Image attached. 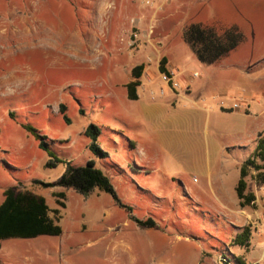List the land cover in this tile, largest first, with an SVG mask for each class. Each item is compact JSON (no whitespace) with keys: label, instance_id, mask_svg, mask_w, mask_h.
Wrapping results in <instances>:
<instances>
[{"label":"rangeland","instance_id":"obj_1","mask_svg":"<svg viewBox=\"0 0 264 264\" xmlns=\"http://www.w3.org/2000/svg\"><path fill=\"white\" fill-rule=\"evenodd\" d=\"M197 16L248 27V44L211 66L218 112L208 120L206 113L191 115L207 103L170 100L163 76L151 81L149 72L140 99L129 100L117 79L153 61L147 53L134 54L137 35L153 28L152 36L172 33L179 43ZM181 45L187 52L178 53L180 60L189 55L192 68L208 67L188 43ZM254 93L261 104L245 98ZM262 106L264 0H0V193L18 186L46 197L51 208H60L63 228L59 235L4 239L0 264H237V257L264 264V184L249 178L257 200L244 208L237 196L219 199L187 189L207 178L198 162L201 146L217 145L218 153L238 157ZM137 110L157 113L147 120L158 144H144L134 154L123 116ZM176 111L179 117L172 116ZM90 123L104 126L98 143L109 157L91 151L84 134ZM25 124L47 136L55 154L74 166L94 160L131 210L97 187L88 195L70 187L60 198L67 206L59 205L53 187L34 181L57 183L67 163L48 166V152ZM228 168L239 177L238 166ZM247 225L253 230L250 246L235 245L233 238Z\"/></svg>","mask_w":264,"mask_h":264},{"label":"trees","instance_id":"obj_2","mask_svg":"<svg viewBox=\"0 0 264 264\" xmlns=\"http://www.w3.org/2000/svg\"><path fill=\"white\" fill-rule=\"evenodd\" d=\"M184 40L191 46L198 59L204 63L212 64L221 58L227 56L232 50L237 48L245 39L244 33L238 26H231L223 30H217L214 26L205 25L200 22L189 24L184 30ZM166 58L160 62L162 73H168L166 67ZM144 65H137L132 69L135 79L128 84L129 97L138 98L137 88L141 85L140 77L142 76ZM66 107L61 105V112L65 114ZM65 118L68 120L66 114ZM24 127L31 132L39 141L40 147L46 150L50 156L48 166H56L59 162L67 163V170L61 176L57 183L43 182L35 180L37 184L46 187L59 185L65 188L73 187L80 193L88 195L94 188H99L113 195V197L123 207L131 210V207L124 205L117 194L109 175L98 167L94 160H89L86 165L74 166L70 161L58 157L51 149L47 136L42 135L30 124ZM101 127L95 123H90L86 130L91 140L90 149L99 157H108L109 153L104 150L98 143L101 135ZM258 184H264V132L259 135L257 146L250 157H248L240 166V178L237 183V196L239 205L244 208L256 204L257 195L250 188V179ZM5 199L0 204V246L2 240L11 237L32 238L39 235H59L63 232L60 221V210H52L46 198L32 190L24 187L10 186L4 191ZM55 196L59 197L58 204L62 207L66 203L60 198H65V192H56ZM54 212L52 215L51 213ZM140 224L153 225L154 221L135 219ZM252 227L245 226L238 231L233 238L235 245L240 247L250 246L252 238ZM237 264H244L240 257H237Z\"/></svg>","mask_w":264,"mask_h":264},{"label":"crops","instance_id":"obj_3","mask_svg":"<svg viewBox=\"0 0 264 264\" xmlns=\"http://www.w3.org/2000/svg\"><path fill=\"white\" fill-rule=\"evenodd\" d=\"M188 22H201L205 25L214 26L221 30L236 25L246 35L245 42L240 44L237 48L238 49L243 48L249 42L248 27L241 21L222 23V22H218L217 20L211 17L203 18L201 16H197L193 19H190ZM153 33L154 31L151 32V31L144 30L142 34L137 35L138 41L140 40L141 41H140L139 48L136 51H134V54L137 55L140 53L141 54L147 53L150 59L153 60L150 62L142 61L132 66V69H133L137 65H141V64L144 65V70H143L142 76L140 77L141 85L137 88L138 98L131 99L129 97L128 84L135 79L132 69L128 77L124 79L122 78L117 79V83H116L117 87H120V86L122 87L123 91L125 92L129 100L131 101L139 100L141 97L140 89L144 87L145 76L149 72L150 73L149 79L151 81L153 80L152 79L153 77L157 78L158 76H163L160 70V62L162 58H166L167 62L165 65L167 69L169 71H174L176 73V79L180 83V86L176 89L171 88L167 84L165 85L166 87L163 90H165V93L167 91L168 93L167 96H169V99L172 101H178L179 99H182V98H186V99L191 98V97H194L196 99L200 98L202 101H204V103H207V104L200 106V109L198 111L192 112L190 114L194 115L198 113L203 116L206 113V117L208 120V116L212 112H218L214 106L216 104L215 99H218L220 96L218 94V86H216L217 83L213 79L212 71H210V69L216 65L217 61L210 65L207 64L208 67L206 66L204 67L206 69L205 72H204L205 69L204 70L202 69V71L198 69H194L189 65V58H190L189 55L184 56L185 57L184 60H180V57L178 56V53L180 51H183L184 53L185 51L187 52V48L184 47L183 45H181L180 47L176 46L177 44H182V42H186L183 38L182 33L178 36V39H180L178 40L179 43L177 42V37L174 38L172 33H168L165 35L158 33V36L156 34L152 36ZM122 38L123 40H125V37H122ZM230 55L225 56L223 58H227ZM151 62L156 63V66H155L156 71H154L153 69L151 70V66H152ZM147 88L146 89L149 90V85H147ZM213 88H215L216 90H214ZM208 89H213V90L209 91ZM245 98L246 99L248 98V100L252 98H256L257 103L261 104L262 102V97L260 95L258 96L255 93L252 96L248 95ZM220 104L222 105L221 102ZM262 107L263 108L259 114V117L256 118L255 129L251 130L249 134L251 135V137H250L248 146L247 145L240 146V148L244 147L242 149H246V151L242 152V154L239 155L238 157L237 156L235 157L234 155L228 156L226 154L223 155L222 153H218L220 149L217 145L211 146L210 144L209 146L207 145L204 148H202L201 146L200 148L201 154L198 156V162L202 163L203 167H205L206 171L205 170L204 171H205V174H207L206 175L207 178L202 179L201 183L197 186V188H195L194 186H188L187 189L190 192H195L196 190L198 191V194L197 192L195 194L200 196L199 191H201L203 192L204 195H212V197L219 198V199H230L231 197L234 198L235 196H237L236 187H237V183L240 178V166L242 162H244L248 157L252 155V153L254 152L257 146L259 135L262 132H264V106ZM222 108L224 111L225 108L224 107ZM151 113H154L153 117L155 118L157 117L156 116L157 113H155L154 111L151 112V111H146V110H137V111H131V112L129 111L126 113V115L123 116V121L127 127V130H126L127 134L133 135V136H130L131 138L129 139V143H130L131 148L134 149V154L138 149H142L144 144L149 145V147L151 148L152 147L155 148L154 144L156 145L158 144L157 135L155 134L153 129L148 125L147 118ZM180 115H181V111H176L172 113V116H175V117H179ZM205 122L207 123V121ZM100 127L102 130V127L104 126L101 125ZM86 128L87 127H85L84 129V133H85ZM230 130L231 129H229V131L225 130V132H228L230 134L232 133V130L231 131ZM131 132L133 134H131ZM211 151L213 152V155H211ZM138 158H135V159H137V161L139 162L143 161L144 159V157H142L141 160ZM231 166L239 167V177L238 178L234 170H232L234 173L230 174L228 167H231ZM260 185H263V184H260ZM52 187H53L52 195L56 197L57 202H58V197L55 196L56 192L63 191L65 192L66 197H67L66 190H68V188L58 186V185H54ZM4 190H2L0 193V204L5 199ZM61 200L66 203V200H63V199ZM222 203H225V202L223 201ZM66 206H67V203H66ZM57 208L60 210L59 207ZM51 209L54 210L56 208H51ZM51 214L53 215L54 212H52ZM59 215L61 218V210H60ZM4 242H8V241L2 240L0 247L3 246Z\"/></svg>","mask_w":264,"mask_h":264},{"label":"built area","instance_id":"obj_4","mask_svg":"<svg viewBox=\"0 0 264 264\" xmlns=\"http://www.w3.org/2000/svg\"><path fill=\"white\" fill-rule=\"evenodd\" d=\"M150 31L153 32V28ZM134 43L135 41L132 40L131 44H134ZM162 74H163L164 80L171 88L176 89L180 86V83L176 79V73L174 71H168V73H162ZM240 107H241V104L239 102H235L233 105L234 109H239Z\"/></svg>","mask_w":264,"mask_h":264},{"label":"bare ground","instance_id":"obj_5","mask_svg":"<svg viewBox=\"0 0 264 264\" xmlns=\"http://www.w3.org/2000/svg\"><path fill=\"white\" fill-rule=\"evenodd\" d=\"M119 246V245H118ZM120 247V246H119Z\"/></svg>","mask_w":264,"mask_h":264}]
</instances>
